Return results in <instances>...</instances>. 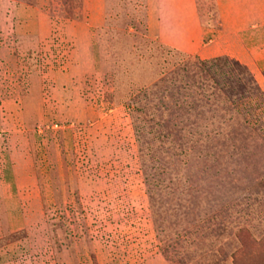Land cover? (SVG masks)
<instances>
[{
    "label": "rangeland",
    "instance_id": "rangeland-1",
    "mask_svg": "<svg viewBox=\"0 0 264 264\" xmlns=\"http://www.w3.org/2000/svg\"><path fill=\"white\" fill-rule=\"evenodd\" d=\"M0 33V264H264V0H0Z\"/></svg>",
    "mask_w": 264,
    "mask_h": 264
},
{
    "label": "crops",
    "instance_id": "crops-1",
    "mask_svg": "<svg viewBox=\"0 0 264 264\" xmlns=\"http://www.w3.org/2000/svg\"><path fill=\"white\" fill-rule=\"evenodd\" d=\"M25 11H27V10H24V12ZM11 14H12V18H11V24H12V28H11V33H14V32H16V29L14 28V24H16V13L14 12V10L12 9L11 10ZM32 12L30 11L28 14L27 13H25L24 14V16H25V20L27 19V17H29V19H31L32 20ZM1 34V33H0ZM26 33H24V35H25ZM27 35V34H26ZM1 43H2V41H1V38H0V45H1Z\"/></svg>",
    "mask_w": 264,
    "mask_h": 264
}]
</instances>
